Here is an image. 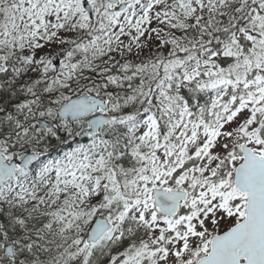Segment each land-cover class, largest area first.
I'll use <instances>...</instances> for the list:
<instances>
[{
  "label": "snow or ice",
  "instance_id": "snow-or-ice-1",
  "mask_svg": "<svg viewBox=\"0 0 264 264\" xmlns=\"http://www.w3.org/2000/svg\"><path fill=\"white\" fill-rule=\"evenodd\" d=\"M0 264H264V0H0Z\"/></svg>",
  "mask_w": 264,
  "mask_h": 264
}]
</instances>
